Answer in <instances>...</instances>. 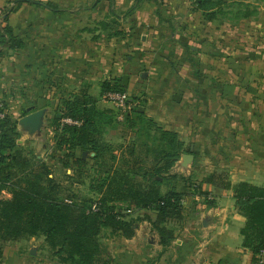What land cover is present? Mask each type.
I'll return each mask as SVG.
<instances>
[{"label":"crops","instance_id":"1","mask_svg":"<svg viewBox=\"0 0 264 264\" xmlns=\"http://www.w3.org/2000/svg\"><path fill=\"white\" fill-rule=\"evenodd\" d=\"M15 1L0 0V29L8 24L24 44L0 58L4 102L43 106L86 88L98 109H112L98 100L101 83L127 74L126 92L142 103L141 111L178 135L181 155L193 156L184 168L180 155L172 173L214 196L213 205L187 207L182 222L168 224L174 238L166 246L147 219L133 225L129 239L111 235V259L264 264V253L252 261L241 245L244 219L232 191L203 181L222 171L231 184L264 186V0H224L210 20L194 0H142L129 13L135 0H29L5 11ZM238 3L247 16L236 14ZM11 110L7 103L5 111ZM187 189L178 184L177 191ZM147 230L154 235L147 237Z\"/></svg>","mask_w":264,"mask_h":264},{"label":"trees","instance_id":"2","mask_svg":"<svg viewBox=\"0 0 264 264\" xmlns=\"http://www.w3.org/2000/svg\"><path fill=\"white\" fill-rule=\"evenodd\" d=\"M22 1L30 2L16 0L15 6L5 11L16 10ZM141 1L135 0L127 13ZM194 2L208 20L215 18L225 4L224 0ZM46 6L58 11L51 3ZM236 9L237 15L250 13L241 3ZM100 24L106 26L104 22ZM113 34L119 35L120 31ZM23 45L8 24L1 27L0 58ZM109 90L126 91V87L120 79L103 81L101 95ZM0 99L5 109L1 95ZM128 100L129 103L137 102L122 121L134 133L127 145L110 146L103 140L104 129L118 122L116 113L113 108L98 109L96 99L86 88L61 98L58 112L51 119L54 143L48 148V154L55 161L54 168L60 171L59 163L64 168L74 167L71 175H66L65 170L62 173L71 181L81 183L80 171L92 161L89 170L93 175L88 188L98 196L94 202H77L72 189L54 178L47 162L31 150L25 151L17 142L21 132L16 128V120L5 111L0 119V194L6 191L10 196L0 197V264L5 242L30 237H42L58 264H116L111 258L102 257L101 232L108 229L110 236L133 237V225L140 218L134 221L125 216L141 210L154 213L153 219L144 216L141 220L147 219L155 228L160 244L166 246L173 240V229L168 224L182 222L184 193L174 186L163 191L161 186L179 177L171 170L184 146L175 132L163 129L139 109L142 103L136 96L131 95ZM64 118L80 124L64 123ZM83 151L87 156L82 157ZM180 178L187 180L189 177ZM203 181L232 191L234 206L244 219L239 229L241 245L250 252L251 260L257 261L264 253V186L246 181L231 184L222 171L208 175ZM192 187H196L195 194L204 197L208 206L213 205L214 199L206 198L208 192H199L196 183ZM90 203H96L98 210H91ZM118 204L123 207L119 208Z\"/></svg>","mask_w":264,"mask_h":264},{"label":"rangeland","instance_id":"3","mask_svg":"<svg viewBox=\"0 0 264 264\" xmlns=\"http://www.w3.org/2000/svg\"><path fill=\"white\" fill-rule=\"evenodd\" d=\"M99 91V89H98ZM100 102L104 105H109L111 107V104L104 101L102 98V95L100 98H98ZM31 102V101H29ZM29 102H22V101H16L14 99L13 103L11 101L4 102L5 106L8 103L9 108L12 109L14 112H7L13 120H16L18 116L23 114V110L25 107L28 106ZM37 105L39 103H36ZM35 104V105H36ZM47 107H49V111L47 113V122H46V128L44 131L45 136L40 139H27L25 135L20 134V137L18 140L20 145L23 146L25 151L31 150L33 154H36L38 158H41L45 162H47L53 169V176L54 178L62 185L69 187L72 189V191L75 194V200L77 202H83L87 200L86 202H89V200L95 201V199L98 197L94 192H92L89 188V182L91 179V176L93 175V172L89 170L92 161H88V163L84 166V170H81L82 175V181L81 183H76L71 181L69 178L65 177L64 172L65 170L66 175H71L74 172V167H63L60 163L58 164L61 169L54 168L55 161L49 156L48 151L49 147L53 146V138H52V127L50 126L51 119L54 115V113L58 112V102L56 101H49L48 103H43ZM60 116V114H57ZM129 129L125 126L124 122H114L113 127L111 128V125L106 127L103 131L102 138L103 140L109 144L110 146H117L118 144H124L127 145L130 143L132 137H134V133H131L128 131ZM142 140H145L143 137ZM141 139L139 141H141ZM87 156V154H85ZM173 171V169L171 170ZM179 177H177L174 180H170L168 183L165 182L162 184L161 188L163 191L168 189V187L174 186L175 190L178 188V184H184L185 186L191 187V189H187L188 192H183L184 195V204L183 208L195 206L198 203L204 202V197L198 199L194 196V191L196 187H192L195 182H193L190 178H187V180H184L180 178L182 174L176 173ZM187 177V176H184ZM198 186L199 192H208L204 190L200 184L196 183ZM63 187V188H64ZM215 193V192H214ZM192 194V195H191ZM191 195V196H190ZM215 195V194H214ZM10 196L9 193L6 191H2L0 194V197L2 198H8ZM219 198V197H218ZM90 205H92L90 203ZM118 207L122 208L123 206L121 204H118ZM119 210V209H118ZM120 211H123L122 209ZM145 212V210H144ZM149 216L150 218H154L153 212H148V214H144L142 211H138L136 213H128L125 218L131 219V220H139L137 223L143 224V221H141L142 217ZM139 217L138 219H136ZM147 237H150L151 235H154L153 232L148 230L146 231ZM99 241L102 247V257H109L111 258V245L113 244L111 240V236L109 235L108 229H103L101 232V235L99 237ZM33 251L31 254L30 251ZM119 258L117 259V261ZM1 264H58L56 260L52 258L51 251L46 247V245L43 242L42 237H30V238H21L15 241H7L4 245V254H3V261ZM119 264H122L121 261H119ZM124 264V263H123Z\"/></svg>","mask_w":264,"mask_h":264},{"label":"water","instance_id":"4","mask_svg":"<svg viewBox=\"0 0 264 264\" xmlns=\"http://www.w3.org/2000/svg\"><path fill=\"white\" fill-rule=\"evenodd\" d=\"M128 75L123 74L121 77V84L126 87L127 85ZM142 110V108H139ZM26 114L20 116L16 120V128L21 132V134L25 135L27 139L35 138L40 139L45 136L44 131L46 128L47 122V113L49 111V107L47 106H38L35 104L28 105L25 107ZM59 116V115H58ZM21 142L20 140L17 141ZM86 151L82 152V157H84ZM93 155V153H91ZM193 159L192 154L183 153L181 155L180 164L182 167L186 168L188 164L191 163ZM205 224V221L202 222ZM32 254L33 251L31 250Z\"/></svg>","mask_w":264,"mask_h":264},{"label":"built area","instance_id":"5","mask_svg":"<svg viewBox=\"0 0 264 264\" xmlns=\"http://www.w3.org/2000/svg\"><path fill=\"white\" fill-rule=\"evenodd\" d=\"M102 98L104 101L111 104L112 108L116 113V120L118 122H122L125 116L129 113L130 103H129V94L126 91H118V90H109L103 93ZM5 114V109L2 108L1 99H0V119L3 118ZM62 122L79 125L80 122L76 120H71L70 118L62 119ZM200 196V195H198ZM203 198V197H200ZM207 199L212 200L214 196L211 192H208ZM182 204H184V198L182 199ZM91 210L97 211L98 207L96 203H92Z\"/></svg>","mask_w":264,"mask_h":264}]
</instances>
